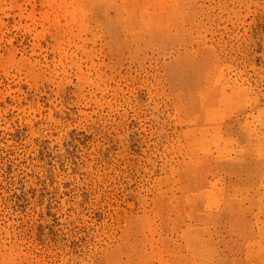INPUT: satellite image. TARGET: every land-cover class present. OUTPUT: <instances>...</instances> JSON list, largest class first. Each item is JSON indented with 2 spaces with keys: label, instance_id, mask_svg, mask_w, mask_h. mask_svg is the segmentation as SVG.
Listing matches in <instances>:
<instances>
[{
  "label": "rangeland",
  "instance_id": "rangeland-1",
  "mask_svg": "<svg viewBox=\"0 0 264 264\" xmlns=\"http://www.w3.org/2000/svg\"><path fill=\"white\" fill-rule=\"evenodd\" d=\"M0 264H264V0H0Z\"/></svg>",
  "mask_w": 264,
  "mask_h": 264
}]
</instances>
